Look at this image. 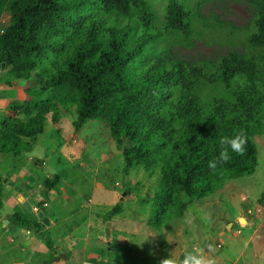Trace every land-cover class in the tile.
<instances>
[{"label":"trees","instance_id":"obj_1","mask_svg":"<svg viewBox=\"0 0 264 264\" xmlns=\"http://www.w3.org/2000/svg\"><path fill=\"white\" fill-rule=\"evenodd\" d=\"M257 7L254 54L232 51L217 62L190 63L163 50L153 53L163 32L181 39L194 34L192 11L176 0L165 10L162 30L155 28L156 17L144 0H0V20L11 17L0 34V64L11 78L42 76L51 36L60 27L67 33L59 40L73 44L36 88L26 90L23 103L14 102L0 114V154L32 152L52 111L75 109L77 130L88 121L107 125L120 147L129 142L123 147L127 169L159 174L150 224L161 235L190 202L256 173L254 139L264 135V0ZM46 96L55 106H48ZM241 130L247 135L245 154L230 153L228 163L209 169L221 138ZM60 183L54 175L44 187L53 190ZM3 188L0 177V209ZM122 210L117 206L110 215ZM10 220L21 228L44 227L20 213Z\"/></svg>","mask_w":264,"mask_h":264},{"label":"rangeland","instance_id":"obj_2","mask_svg":"<svg viewBox=\"0 0 264 264\" xmlns=\"http://www.w3.org/2000/svg\"><path fill=\"white\" fill-rule=\"evenodd\" d=\"M144 1L156 17L155 28L162 30L165 10L171 0ZM176 1L192 11L194 34L181 39L163 32L153 43V53L163 50L190 63L217 62L232 51L246 56L255 53L251 39L256 33L254 22L260 0ZM10 25L11 17L6 14L0 20V34ZM64 33L67 31L60 27L52 34L50 39L54 44L48 48L47 62L42 63L41 77L30 81L15 80L7 74L0 77V114H6L14 102L23 103L27 98L26 90L39 85L50 72L49 66L62 62L73 45L69 40H59ZM44 99L49 107L55 106L50 104L48 96ZM76 120L75 109L69 113L52 111L47 116L44 133L33 141L31 153L16 157L0 154V177L6 183L3 220L16 211L23 212L25 218H33V207L31 213L22 207L18 210L16 205H6L8 192L11 193L6 187L10 183L20 187V192L25 190L32 198L43 190L42 187L38 190L40 183L45 185L50 176L60 175L62 182L50 195L52 208L65 219L62 232L76 237L70 244L64 243L62 254L56 258L60 264H63L61 259H67L66 253H72V247V258L64 264H82L84 260L93 264L102 260L99 257L103 250L98 247H103L104 243L94 238L97 232L93 226L92 230L88 229L91 222L102 229L106 224L118 228L117 242L109 241L110 247L105 246L113 251L114 246L119 245L113 259L115 264L118 260L119 264H160L166 258L179 264L186 252L198 253L210 264L256 263L257 252L260 254L261 249L264 250V135L254 139L259 151V165L254 175L229 181L215 195L190 202L185 214L170 221L159 235L150 224L155 193L160 185L159 174L149 175L137 167L127 169L123 147L127 148L129 142L120 147L113 140L110 127L97 121H88L77 130L74 127ZM30 157L39 160L40 165L29 161ZM90 199L100 205L94 207L99 211L90 213ZM45 203L48 204L47 199L38 198L33 206L43 207ZM117 206L123 208L122 212L110 215ZM242 219L246 221L241 222ZM44 229L49 233L39 234L40 231L33 228L30 231L38 234L36 246L42 248L40 258L28 261L27 253L20 254L23 264L30 261L45 264L51 257L48 250L56 252L57 248L50 249L47 243V239L56 241L55 230L48 226ZM15 230L28 232L19 226ZM10 237L16 240L12 246L19 243L13 230L3 234L0 244L7 247ZM83 238H87L86 243L92 248L84 247Z\"/></svg>","mask_w":264,"mask_h":264},{"label":"crops","instance_id":"obj_3","mask_svg":"<svg viewBox=\"0 0 264 264\" xmlns=\"http://www.w3.org/2000/svg\"><path fill=\"white\" fill-rule=\"evenodd\" d=\"M15 82H17V81H15ZM33 149H34V146H33ZM24 154L27 155V153H24ZM23 156H25V155H23ZM30 160L34 161L35 163L40 165V161L36 160L35 157H30L29 161ZM58 176H60V175H58ZM61 182H62V180H61ZM3 184H6V183H3ZM13 185L14 184L10 183V185H8L6 187L7 190L11 191V193L8 192V196L6 197L7 198L6 199V205L7 204L12 205V206L16 205L18 210H21L19 208L22 207V209H27L28 211H30L32 213L31 209H32L33 205H35L37 203L38 198L48 200V207L44 210V216H45V218H47L49 220L50 223L48 225H44V224L43 225L48 226L52 230H55L56 241L50 239V242L52 244V248L56 247L57 249H56V252L53 251L52 249L51 250L47 249L48 251L51 252V257H50V259H47L45 264H60L59 262L56 261V258H59V255L62 254L63 245H66L64 243L66 241H68V243L70 244L76 237L73 236L72 233L65 234L62 232L65 219H63L62 217L57 215L56 211L52 208V203H51V198H50L51 192H52V194L54 193V191H53L54 189L53 190H47V189H45L44 185L42 183H40L38 185V190L40 187H42L43 190L41 191V193L40 192L38 194L36 193V194H34V196L32 198H29V195H27L25 193V190L23 191L21 189V192H20V189H19L20 187H17L16 185L13 186ZM94 187H97V186L94 185ZM3 190H4V188H3ZM3 198H4V193L2 192V206L0 209V242L2 240L3 234H7L8 232L14 230L15 235L16 234L18 235L19 243L14 244L12 246L11 244L16 243V240L14 238L10 237L9 238V245L7 247H5L3 244L2 245L0 244V264H23L22 263L23 260L19 259L20 254H23V253L28 254L29 258H26L28 261H29V259L30 260L32 259L31 261H36L37 259L40 258V252L42 251V248H40V247L37 248V246H36V239H37L38 234L37 233L35 234V232L31 233L30 232L31 229H28V228H25V230H28L27 234L22 233L19 230H15V229H17V225L14 224L10 220V218L15 213H19V211L13 212L12 214H10V216H8V218L6 220L5 219L3 220L4 216L1 214V212L3 211V208L5 206ZM89 202H90V213L92 210L99 211L97 209H94V207L95 206L98 207L100 205H97L93 199H90ZM61 204H64V203H61ZM23 214L24 213L22 212V215ZM25 219L28 221L30 220L28 218H25ZM40 222H42V221H40ZM13 224H14V226H13ZM95 225H96V223L91 222L90 225L88 226V229L92 230L91 228L93 226L97 232V236L94 238L98 239L99 242L104 243V244L101 245L103 247H98L99 249L103 250V251H101L102 253L99 257L102 260H100V262L98 261L97 263H93V264H115L113 259H114V256H116L115 254H117V252H118V249H119L118 246L119 245L116 244L114 246L113 251H110L109 248H107V247L105 249V246L109 245V247H110L111 244H108L109 241L114 242V243H115V241L117 242V238L119 236V233L117 232L118 228L111 227L110 224H106L105 228L102 229L101 226H95ZM97 225H99V223H97ZM61 226H62V229H61ZM14 227H16V228H14ZM39 231H40L39 234H42L43 232L47 233L48 229H44V227H43V229L39 230ZM91 235H92V231L89 234V236L91 237ZM94 238H91V239H94ZM86 241H87V238H83L84 247L85 248L87 246L91 247V245H87ZM73 249H74V247H72V249H71L72 253L71 252L69 254L66 253V255H67L66 260L61 259V261L63 260V264H64V262H66L67 260H70L72 258V254L74 252ZM263 253H264L263 249H261V251H260V254L262 256H260V254L257 252V259H256L255 264H257L258 260L260 261L259 264H264V254ZM36 255H38V256L36 257ZM103 256H104V258H103ZM31 261L28 262L27 264H33ZM118 261H117V264H119ZM82 264H88V263H86V260H84V263H82Z\"/></svg>","mask_w":264,"mask_h":264},{"label":"clouds","instance_id":"obj_4","mask_svg":"<svg viewBox=\"0 0 264 264\" xmlns=\"http://www.w3.org/2000/svg\"><path fill=\"white\" fill-rule=\"evenodd\" d=\"M247 142V135L243 130L232 137L225 136L221 138L219 156L208 162V168L215 171L218 167L228 163L232 159L230 153L243 156L246 152ZM160 264H176V261L166 258L162 259ZM179 264H210V261L198 253L186 252L179 261Z\"/></svg>","mask_w":264,"mask_h":264},{"label":"water","instance_id":"obj_5","mask_svg":"<svg viewBox=\"0 0 264 264\" xmlns=\"http://www.w3.org/2000/svg\"><path fill=\"white\" fill-rule=\"evenodd\" d=\"M0 68H2V69H6V64H0ZM33 217L35 218V219H37V220H41V221H43V224L44 225H48L50 222H49V220L47 219V218H45V216H44V212H40L39 214H38V216L37 215H35V214H33ZM246 220H244V219H242L241 220V222H245Z\"/></svg>","mask_w":264,"mask_h":264},{"label":"built area","instance_id":"obj_6","mask_svg":"<svg viewBox=\"0 0 264 264\" xmlns=\"http://www.w3.org/2000/svg\"><path fill=\"white\" fill-rule=\"evenodd\" d=\"M5 74V70L0 68V77L3 76ZM48 207V204L45 203L43 205V207H39V206H33V214L37 215L40 213V212H44V210Z\"/></svg>","mask_w":264,"mask_h":264}]
</instances>
